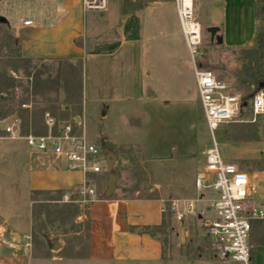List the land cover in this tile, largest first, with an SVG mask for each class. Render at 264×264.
I'll return each mask as SVG.
<instances>
[{
	"label": "rangeland",
	"instance_id": "374dc122",
	"mask_svg": "<svg viewBox=\"0 0 264 264\" xmlns=\"http://www.w3.org/2000/svg\"><path fill=\"white\" fill-rule=\"evenodd\" d=\"M109 1V10L105 13H85L82 0H75L73 7L76 15L81 17V25L87 26V35H90L89 31L95 23L109 28L121 18L122 13L129 16L135 27L145 24L143 63L153 72L147 85L157 92L159 103L172 104L168 110L170 113L163 115L166 121L161 120L162 115L157 110L151 109L148 116L145 107L147 98L138 100L139 96L134 104L123 105L127 108L126 112L122 111L124 107L120 102L111 103L107 116H104L105 110L95 112V105L89 101L91 114H88L82 105L79 63L35 60L27 64L23 61L20 42L30 28L17 29L21 18L36 15L41 19L46 14V8L55 11L57 4L64 0H10L7 4L12 12V21L8 19L7 25L0 23V119L3 116H19L25 124V133L44 135L43 112L48 111L60 122L70 121L79 134L86 133L90 142L99 146L105 155L109 151L107 142H114V174L106 171L103 165L105 171L102 176H90L92 188L98 192L102 177L108 184L115 185L116 196L124 199H196L195 179L203 168L204 149L210 142L211 134L205 121L196 77L185 80L186 83L183 81L185 91L174 87L175 66L169 58L179 56L183 51L184 56L191 58L177 6L172 4L173 0ZM207 2L195 0V11L203 30L197 63L212 71L232 92L245 97L256 94L264 89V0H259L257 35L249 46L241 49L226 48L211 40L208 28L215 26L222 15L218 8L212 16L207 10ZM165 22L167 31L162 32ZM89 38L93 39L91 35ZM174 39L181 40L180 47L176 46ZM191 65L194 68L193 62ZM92 75L88 79L89 92L95 85ZM22 104L31 105V109H23ZM185 109L188 110L185 112ZM239 118L237 123L221 126L217 133L227 160L232 157L231 152L234 145L239 144L238 141L249 145L264 144V115L255 122H251L253 117L249 112ZM139 128L143 129V134ZM132 140L143 143L158 140L177 147L189 146L192 155L175 161L147 160L143 146L138 149L127 146ZM16 142L0 132V264H120L92 257L89 196L82 195L78 189L32 192L29 184L31 165L57 168L59 163L52 155L43 153L33 156L36 160L32 162L26 156L24 147L16 145ZM236 164L245 171L256 169L250 160L236 161ZM169 222L173 225L176 221L170 218ZM256 229L258 235L263 233L264 241V225ZM152 231L155 232L154 229ZM201 231H198L197 237L199 244L192 248L196 259L213 254L210 238L204 228ZM155 233L167 248L166 258H174L173 255L168 257L171 247L167 245L163 230ZM27 234L33 239L29 250H25L23 244ZM17 235L21 237L17 238ZM213 261L215 264L225 263L217 259Z\"/></svg>",
	"mask_w": 264,
	"mask_h": 264
},
{
	"label": "crops",
	"instance_id": "0c3cea01",
	"mask_svg": "<svg viewBox=\"0 0 264 264\" xmlns=\"http://www.w3.org/2000/svg\"><path fill=\"white\" fill-rule=\"evenodd\" d=\"M74 3L75 0H64L63 3L57 4L55 11L46 8V14L41 19L33 15L37 17V22L32 27H23L21 23L18 25L17 29L30 28L25 38L20 42L23 59L32 61L68 60L81 63V99L88 114H91L89 101L95 105L93 108L95 112L99 113L105 110L104 116H107L111 103L120 102L122 106L134 104L139 96L138 100L147 98L145 107L148 116L151 109L157 110L162 115L161 120H164L163 115L166 116L168 110L172 108V104L170 102L159 103L157 92L151 90V87L147 85V80L153 77V72L143 63V40L146 39L145 24L143 23L140 27L138 25L139 28L135 27L133 22L129 21V16L122 13L121 18L109 28L95 23L93 25L95 27L89 31L93 38L90 39V35H87V26L81 25V17L75 13ZM172 4L175 3L172 2ZM258 6L259 0H208L207 10L212 13V16L218 8L221 10V19L216 21L215 26L212 27L220 29L224 47L241 49L254 41L258 31ZM38 22H41L42 25H37ZM3 25H7V23ZM161 31H167L166 22ZM161 31H159L160 34ZM179 41L174 39V42H177V47L181 46ZM187 56H184L183 51V54L169 58L175 66L174 81L176 83L174 87H179L181 91L186 90L185 80L196 77L193 58ZM192 62L194 68L191 65ZM91 75L95 80V85L89 92L88 79ZM126 110L125 107L122 109L124 112ZM187 110L185 109V112ZM128 111L131 112L130 109ZM53 117L57 119L56 116L53 115ZM22 127L25 131L23 119ZM230 128L228 127V129ZM138 130L143 134L142 128ZM47 131L46 127L44 135L47 134ZM87 140L90 142L88 137ZM157 141L149 140L143 143L132 140L127 146L131 145L133 149L143 146L147 160L175 161L184 158V156L190 158L192 155L189 146L177 147L173 143ZM109 142H107V146L112 147L114 151L116 144ZM238 143V145H234L231 152L232 157L228 158V161L237 165L236 161L250 160L256 166L253 171H244L250 175L253 185L257 188L255 197L258 199V206L264 209V144L249 145L242 141H238ZM16 145L23 146L27 152L26 156L35 162L36 159L33 156L38 155V152L29 148L24 140L17 141ZM25 160L28 159L25 157ZM56 161L59 163L57 168L52 165L44 168L31 165L33 167L30 170L29 184L32 192L80 190L85 185L86 179L89 181V184L86 185L92 188L90 176H102L103 174L102 172L85 176L80 170H71L64 161L58 159ZM106 171L114 174V167L111 170L108 168ZM100 180L102 181L99 185L100 192L92 188L95 190V195L89 196L90 248L94 259L120 264H215L214 254L211 255L212 257L205 254L201 259H196V255L194 256L192 253V248L199 244L198 231L203 228L199 220L190 219L183 223L176 221L171 225L169 220L173 217L169 213H162L163 201H167L166 199H124L117 197L116 191L108 199L106 198L108 183L102 177ZM263 223L264 220L253 221L250 239L253 253L252 264H264L263 233L261 232L260 236L256 232L258 230L256 228L264 225ZM152 229L155 232L163 230L164 236L167 238V245L171 247L168 257L173 255L174 258H166L167 248L156 237V233ZM189 246L190 250H188ZM198 256L200 257L201 254L199 253Z\"/></svg>",
	"mask_w": 264,
	"mask_h": 264
},
{
	"label": "built area",
	"instance_id": "2783aa9c",
	"mask_svg": "<svg viewBox=\"0 0 264 264\" xmlns=\"http://www.w3.org/2000/svg\"><path fill=\"white\" fill-rule=\"evenodd\" d=\"M0 0V17L12 20L7 4ZM161 1V0H157ZM177 6L183 35L195 65L205 121L211 134L205 146V161L199 172L195 187L196 199H171L163 201L162 213H169L179 223L197 219L210 238L214 257L225 263H252L250 242L253 221L264 220V209L258 206L255 197L257 188L250 175L224 156L217 133L221 126L240 121L239 117L249 112L255 122L264 115V89L249 97L233 93L212 71L200 67L196 56L202 43V25L195 11V0H173ZM109 0H83L85 13L109 10ZM10 16V17H9ZM36 16L21 19L23 27L36 25ZM25 110L31 105L22 104ZM46 135L25 133L19 116L0 119L5 122L2 132L7 138L24 140L27 146L38 153L52 155L67 163L71 170H80L84 175L100 174L108 170L107 157L103 150L87 140L85 133L79 134L74 125L60 122L50 113L45 114ZM85 185L80 189L84 196H94L95 190ZM32 236L24 237L25 250L32 247Z\"/></svg>",
	"mask_w": 264,
	"mask_h": 264
},
{
	"label": "water",
	"instance_id": "95a60500",
	"mask_svg": "<svg viewBox=\"0 0 264 264\" xmlns=\"http://www.w3.org/2000/svg\"><path fill=\"white\" fill-rule=\"evenodd\" d=\"M0 22L3 24L8 23V20L5 17L0 18ZM208 32L211 34V40H216L217 44L222 45L224 43V40L222 36H218V33L220 32V29L218 27H209ZM6 123L4 122L0 127L3 128ZM108 156H107V162H108V168L111 170L114 167V164L116 162V155L113 153L112 147H108ZM115 191V185L108 184V190L106 192V198H111L113 192ZM20 235H17V238H20Z\"/></svg>",
	"mask_w": 264,
	"mask_h": 264
},
{
	"label": "trees",
	"instance_id": "16d2710c",
	"mask_svg": "<svg viewBox=\"0 0 264 264\" xmlns=\"http://www.w3.org/2000/svg\"><path fill=\"white\" fill-rule=\"evenodd\" d=\"M24 62H26L27 64H30V63H32V60H28V59H24L23 60ZM80 65H81V63H80ZM82 67V66H81ZM81 85V84H80ZM58 89V88H57ZM28 112V111H27ZM46 112H48V111H45V112H43V116L46 114ZM29 115V114H28ZM7 116H3L1 119H3V118H6Z\"/></svg>",
	"mask_w": 264,
	"mask_h": 264
}]
</instances>
